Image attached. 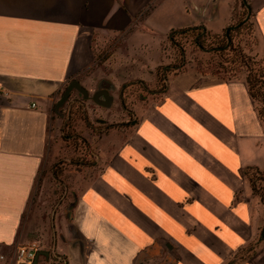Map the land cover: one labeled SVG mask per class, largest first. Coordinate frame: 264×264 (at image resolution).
I'll return each instance as SVG.
<instances>
[{
  "label": "crops",
  "instance_id": "1",
  "mask_svg": "<svg viewBox=\"0 0 264 264\" xmlns=\"http://www.w3.org/2000/svg\"><path fill=\"white\" fill-rule=\"evenodd\" d=\"M235 4L0 0V264L36 237L48 254L37 264H137L162 251L165 264H264V210L243 175L264 172V123L243 80L194 71L163 77L125 132L77 173L93 172L52 212L48 238L21 226L46 159L50 112L62 117L58 96L89 68L95 43L115 38L143 64L157 63L172 32L221 35ZM250 8L253 54L264 57V1Z\"/></svg>",
  "mask_w": 264,
  "mask_h": 264
},
{
  "label": "rangeland",
  "instance_id": "2",
  "mask_svg": "<svg viewBox=\"0 0 264 264\" xmlns=\"http://www.w3.org/2000/svg\"><path fill=\"white\" fill-rule=\"evenodd\" d=\"M245 1L249 5L250 20L237 34H232L231 50L226 48L216 51V48L223 47L226 43L224 34L212 40L203 39L202 50L188 36L175 37L178 46H173L167 41L163 59L157 63L143 64L144 61L140 57L127 53L121 40L105 39L95 43L92 51L93 62L77 80L88 94L93 93L102 82L113 85L110 93L113 101L108 108L87 102L84 110H72L66 129L63 127L66 104L71 99H78L80 95L71 91L69 99L57 109L62 117L50 112L51 137L47 145L46 159L22 214V227L40 230L47 238L50 236L52 212L61 204L66 206L72 200V194L87 177L92 176L93 172L87 171L85 176L83 175L84 179L80 180L77 173L84 171L82 165L93 162L100 149L110 147L114 137L125 132L124 128L131 118L135 119L139 111L154 99L147 97L143 101H137L139 90L137 84H133L135 80L144 82L150 88L162 89L163 77L174 74V71H194L200 76L220 80H243L245 85L250 72L256 74L255 76L262 75L264 81V57L253 54L256 33L250 8V4H258L264 0ZM240 3L241 0H236L231 26H235L244 18V13L239 8ZM121 84L128 85L125 91L128 99L125 101L127 110H122L117 102V92ZM254 105L258 111L260 105L257 102H254ZM262 120L264 121V115ZM121 123L124 125H120ZM259 187L256 184V188ZM251 195L264 210V203H261L258 197L260 191L251 192ZM165 257L164 251L162 256L146 254L140 257L137 264H165Z\"/></svg>",
  "mask_w": 264,
  "mask_h": 264
},
{
  "label": "trees",
  "instance_id": "3",
  "mask_svg": "<svg viewBox=\"0 0 264 264\" xmlns=\"http://www.w3.org/2000/svg\"><path fill=\"white\" fill-rule=\"evenodd\" d=\"M239 8L242 9V11L244 13V18L239 21V23H241L245 19V17L247 16V13L249 11H247L245 9V7L242 3V0H241L240 5H239ZM252 18H253V15H252ZM232 19H233V15H232ZM248 20H250V19H247L245 22H242L237 28H233V29L229 30V32H228L229 44L226 47L227 50H231V48H232V40H231L232 34H237L242 28H244L247 25ZM201 32L202 31L197 27L172 32V35L170 37V43L173 46H178V41L175 40V37L181 38V37H187L188 36L192 39L193 43L202 50L203 48H202L201 42L203 39L212 40V39H216L217 37L206 38L205 36L201 35ZM222 34H224V31L222 32ZM224 37H225V35H224ZM223 47L216 48V51H222V50L226 49ZM255 75L256 74H251L250 72L248 73V76L246 78V88H247L248 95L251 98V100L253 101V103L257 102L260 105L259 110L256 112H257L259 119L262 122H264L262 120V117L264 115V89H263L264 81L262 80V75H257V76H255ZM243 175L246 178V181L249 185L250 191L251 192L260 191V196H258V197H259L260 202L264 203V172H260L256 168H250ZM256 184H258L260 186L258 189L256 188Z\"/></svg>",
  "mask_w": 264,
  "mask_h": 264
},
{
  "label": "flooded vegetation",
  "instance_id": "4",
  "mask_svg": "<svg viewBox=\"0 0 264 264\" xmlns=\"http://www.w3.org/2000/svg\"><path fill=\"white\" fill-rule=\"evenodd\" d=\"M133 84H137V88H138V93H137V101H143L145 100L147 97H155L157 95L158 92H160L161 89H156L154 88H150L149 86H147L144 82H138V80H135V82H133ZM113 85L106 83V82H102L100 84H98L96 90L91 93L88 94L87 90V95H88V99L84 100L82 98V96L80 95L78 97V99H71L69 101V103L66 104V112L64 113V124L63 127L64 129H66L67 125H68V121L70 120V116H71V111L72 110H76V109H82L84 110L85 108V104L87 102H90L92 104L97 105L98 107H102L98 104H96L93 100H92V96L94 95L95 92L99 91V90H103L105 89L107 91V93L111 96V91L113 90ZM128 89V85L127 84H121L120 87L118 88V92H117V102H118V106L122 109V110H127L126 108V100H128L126 98V94L125 91ZM76 92V91H75ZM113 101V97L111 96V102ZM105 108V107H104ZM132 112V111H131ZM136 118V117H135ZM135 119L131 118L129 124L126 126L128 127ZM86 122V120H85ZM120 125H124L123 123H121ZM89 126V125H87ZM125 127V128H126ZM124 128V129H125ZM93 162L86 164V165H82V168H86L90 165H92Z\"/></svg>",
  "mask_w": 264,
  "mask_h": 264
},
{
  "label": "water",
  "instance_id": "5",
  "mask_svg": "<svg viewBox=\"0 0 264 264\" xmlns=\"http://www.w3.org/2000/svg\"><path fill=\"white\" fill-rule=\"evenodd\" d=\"M242 3L245 7V9L247 11H249V5L245 0H242ZM249 17V12L247 13V16L245 17V19L242 22H245ZM241 22V23H242ZM241 23L236 24L235 26H228L227 28H225L224 30V35L226 38V44L223 48H226L227 45L229 44V39H228V32L229 30L233 29V28H237ZM201 35H204V30L201 27ZM71 91H76L79 95L82 96V98L84 100L88 99V95L86 90L80 85V83L77 80H71L66 88L64 89L63 93L61 94L60 98L58 99V101L55 103L54 105V110L57 111L58 108H60L68 99H69V95L71 93ZM92 100L105 108H108L109 105L111 104V96L107 93V91L105 89L103 90H99L97 92L94 93V95L92 96ZM61 114V113H59ZM264 237V225L261 229V233H260V239H263ZM39 256H48L47 253L45 252H38L35 256V258L30 262V264H37V260Z\"/></svg>",
  "mask_w": 264,
  "mask_h": 264
},
{
  "label": "built area",
  "instance_id": "6",
  "mask_svg": "<svg viewBox=\"0 0 264 264\" xmlns=\"http://www.w3.org/2000/svg\"><path fill=\"white\" fill-rule=\"evenodd\" d=\"M197 10V8H193ZM7 98V93L0 88V100H5ZM33 107V105H32ZM43 247V240L41 237H36L25 242L22 245L16 247L15 252L10 259L8 264H30V262L35 258L38 252H41ZM3 256H0V262H4Z\"/></svg>",
  "mask_w": 264,
  "mask_h": 264
}]
</instances>
